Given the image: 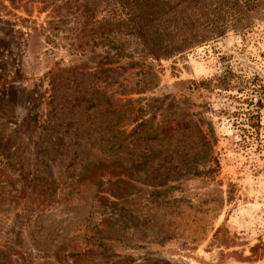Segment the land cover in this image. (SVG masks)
I'll return each instance as SVG.
<instances>
[{"label": "rangeland", "instance_id": "1", "mask_svg": "<svg viewBox=\"0 0 264 264\" xmlns=\"http://www.w3.org/2000/svg\"><path fill=\"white\" fill-rule=\"evenodd\" d=\"M38 8L0 13V264H264V0L182 1L158 60Z\"/></svg>", "mask_w": 264, "mask_h": 264}, {"label": "trees", "instance_id": "2", "mask_svg": "<svg viewBox=\"0 0 264 264\" xmlns=\"http://www.w3.org/2000/svg\"><path fill=\"white\" fill-rule=\"evenodd\" d=\"M182 1L0 0V13L9 9L28 11L27 6L35 4L39 12L47 13V28L67 27L73 51L107 48L117 57L137 55L158 60L200 40L178 11ZM1 18L0 14V22ZM9 246H3L5 253Z\"/></svg>", "mask_w": 264, "mask_h": 264}]
</instances>
